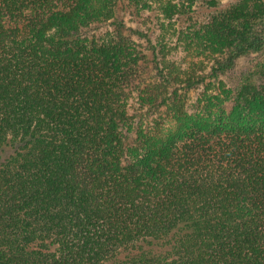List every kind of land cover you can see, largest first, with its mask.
<instances>
[{"label": "trees", "instance_id": "trees-1", "mask_svg": "<svg viewBox=\"0 0 264 264\" xmlns=\"http://www.w3.org/2000/svg\"><path fill=\"white\" fill-rule=\"evenodd\" d=\"M152 1L0 0V264H264V0Z\"/></svg>", "mask_w": 264, "mask_h": 264}, {"label": "rangeland", "instance_id": "rangeland-1", "mask_svg": "<svg viewBox=\"0 0 264 264\" xmlns=\"http://www.w3.org/2000/svg\"><path fill=\"white\" fill-rule=\"evenodd\" d=\"M168 0H153L152 6L155 9L156 16L160 18V9L161 5L166 4ZM164 33V38L166 42V54L165 58L169 62H173L176 66L185 69L189 68L193 62H196L198 64H208L210 62V57H208L206 54L199 53L195 48L188 47L183 41V39H179L174 34V28L172 26L167 28H162L159 30L158 34ZM254 60V56L252 55H245L241 56L237 59V62L235 64V67L232 71H230L228 74L224 77V80L226 83L224 84H231L232 80H235L234 78L244 71L250 63ZM199 71V69H198ZM223 78V77H222ZM223 80V79H222ZM223 80V81H224ZM220 83H212L209 85V89L206 90L205 94H202V89H197L192 92H190V100H189V107L190 109L195 108V106L199 103V101L202 100L203 103H205L208 96H217V99L214 100L215 104L220 102H225L228 106L226 93L222 87H220ZM200 99V100H199ZM208 99V98H207ZM205 100V101H204ZM207 103V102H206Z\"/></svg>", "mask_w": 264, "mask_h": 264}]
</instances>
